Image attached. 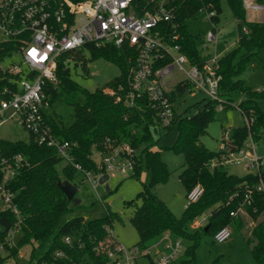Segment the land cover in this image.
I'll list each match as a JSON object with an SVG mask.
<instances>
[{"label": "trees", "instance_id": "obj_1", "mask_svg": "<svg viewBox=\"0 0 264 264\" xmlns=\"http://www.w3.org/2000/svg\"><path fill=\"white\" fill-rule=\"evenodd\" d=\"M227 1L242 27L243 37L238 39L232 51L220 59V96L225 100L223 109L232 106L237 96H242L239 110L243 115L254 119L250 129L247 124L232 128L233 140L238 147H243L250 136L255 142L264 139V112L259 105L264 98V91H256L240 79L245 64L264 48V21H248L242 0ZM209 3L217 11L214 18L216 24L222 13L220 0H187L175 3L176 18L181 25L179 43L182 53L193 64L203 61V38L194 35L190 22L198 19L200 9ZM13 48V44L5 45L3 51L9 53ZM1 49L0 58L3 59L7 54L3 55ZM84 50L89 51L93 58H103L116 64L121 74L107 86L113 89V95L105 92L107 87L90 92L72 79L70 62H59L57 82L47 86L46 100L49 106L59 101L71 104L74 108V121L65 124L58 117L46 115V122L58 140L69 143L73 164L65 162L59 171L58 166L64 160L58 150L39 144L32 134L27 141L0 140V157L11 158L21 154L28 162L10 183V188L15 193V203L23 219L18 231L22 233V237L17 248L9 247L10 231L15 228L17 218L11 211L1 209L0 199V247L7 251L5 257L0 255V263L16 256L19 249L25 245H32L33 264H105L107 257L105 254H97L95 248L103 241L108 248L113 246L105 239L108 236V228L112 227L117 215L110 213L100 219L75 217L62 223L63 217L72 211L74 206L59 188L58 182L67 180L76 185V174L80 171L74 164L80 165L84 170L98 173L96 154L106 153L112 147L129 143L138 153L135 173L131 176L140 180L144 167L151 172L150 183L144 184L137 198L128 202L133 205L138 199L142 200L130 219L140 237L137 245L148 247L170 232L175 239H188L192 242L174 264H197L195 250L201 234H212L214 237L218 231L233 223L239 229L244 227L242 218L233 217L231 213L237 211L246 194L252 190L254 202L253 205L246 206V209L255 220L260 216L263 218L247 235V243L253 244L251 253L254 263L264 264V198L254 189L258 177L253 174L239 176L224 166L210 169L209 163L218 158L220 153L210 151L201 143V137L207 133L208 125L214 120L218 103L208 100L205 104L197 106V113L191 117L175 112L172 124L163 127L147 100L137 99V106L128 102L132 70L137 60L134 49L128 46L116 48L111 44L102 47L87 44L82 51L75 54V61L83 58ZM11 82V77L1 79L0 88ZM188 88L191 89L188 83L178 86L180 92ZM79 96L83 98V102H75V98ZM118 97L120 101H117ZM175 126L178 127V137L172 149L185 157V169L180 180L187 193L196 185H201L204 189L200 200L185 211L182 219H178L153 191L156 184L167 181L170 176L161 151L155 149L160 139H156L154 130L159 132L160 128H165L170 131ZM2 180L0 173V184ZM207 210H211L207 226L198 230V234L191 235L188 229L192 221ZM68 236L73 238L72 245L65 243ZM58 252H62L64 256L58 257Z\"/></svg>", "mask_w": 264, "mask_h": 264}, {"label": "built area", "instance_id": "obj_2", "mask_svg": "<svg viewBox=\"0 0 264 264\" xmlns=\"http://www.w3.org/2000/svg\"><path fill=\"white\" fill-rule=\"evenodd\" d=\"M187 0H0V81L11 77V84L0 88V126L8 121L21 125L42 145L56 148L66 163L73 164L69 153V143L58 140L46 122L49 102L46 88L57 82L60 61L65 63L75 59V54L85 45L96 47L113 45L116 48L128 46L135 50L137 60L132 70L128 102L136 105L137 99L147 100L157 113L160 124L169 127L175 116L173 95L175 90L169 85L176 79V73L185 74L191 89L203 92L208 100L224 108L225 100L220 96V59L217 53L218 31L214 22L217 11L211 3L204 4L200 16L211 21L213 30L203 37V61L193 64L182 53L180 23L175 14V3ZM204 1V0H200ZM245 10L264 13V2L242 0ZM247 32L246 29H244ZM13 44V50L3 51L5 45ZM214 45V53L207 50ZM19 64L4 63L13 57ZM120 101V97L117 98ZM137 106V105H136ZM246 118L250 129L254 119ZM255 141L250 136L243 147H238L232 138V128L222 131L220 155L211 160L210 169L220 166L240 167L246 174L258 177L254 189L264 198V157H259ZM1 154V151H0ZM137 150L129 143L112 147L106 153H98V173L75 168L83 173L96 188L100 179L108 175H133L137 165ZM28 162L21 154L11 158L0 157L1 209L11 211L17 218L10 236L18 233L23 219L15 203V193L10 188L11 181ZM109 180V179H108ZM204 193L201 185H196L187 193L185 211L197 203ZM252 190L246 194L244 202L233 217L248 214L246 206L253 205ZM256 212V210H255ZM208 217L199 216L191 226L197 230L207 226ZM230 226L216 233L214 239L224 243L232 238ZM72 245L73 238H65ZM108 243V242H107ZM108 248L100 242L95 248L99 255L105 254V264H174L184 253L182 239H175L170 232L148 247L135 245L131 249L114 242ZM82 245L80 246V248ZM63 257L62 252L57 253ZM89 264V263H85Z\"/></svg>", "mask_w": 264, "mask_h": 264}, {"label": "rangeland", "instance_id": "obj_3", "mask_svg": "<svg viewBox=\"0 0 264 264\" xmlns=\"http://www.w3.org/2000/svg\"><path fill=\"white\" fill-rule=\"evenodd\" d=\"M220 2L222 13L219 22L215 25L219 34L217 53L220 57H223L236 47L239 33L238 22L228 1L220 0ZM246 17L251 22L264 21L263 12L246 10ZM190 27L194 35L203 38L208 31L213 30L214 25L211 21L199 17L190 22ZM214 51L215 47L212 45L207 53H214ZM19 61L20 59L16 56L6 61L4 66H9L13 62L17 65ZM69 67L72 79L90 92L106 88L121 74V70L116 64L103 58H93L87 50L83 51L82 59L72 60ZM240 79L247 82L256 91H264V48L245 64ZM186 83L185 74L177 72L176 79L170 83L169 88L175 90L173 99L176 112L179 115L191 117L197 113V106L205 104L208 98L203 92L194 89L188 88L180 92L178 86ZM112 90L107 87L105 92L113 95ZM241 100L242 96H237L232 106L222 110L217 109L214 120L207 127V133L201 137V143L204 147L210 151L219 152L223 129L227 127L239 128L246 124V118L238 108ZM76 101L83 102V98L79 96L75 98ZM259 105L264 112V98ZM47 115L58 117L65 124H71L74 121V108L67 102L59 101L49 106ZM154 136L156 139H160L155 149L161 151L162 158L170 170V176L167 181L156 184L153 191L178 219H182L186 213L184 205L187 202V190L180 180V176L185 169V157L172 149L178 137V127L175 126L170 131L165 128H160L159 132L154 130ZM29 138L30 134L16 122L8 121L0 126V140L27 141ZM255 148L258 156L264 157V139L257 141ZM95 158L98 159V154L95 155ZM64 165L65 161L59 164V171L62 170ZM228 170L239 176L244 173L240 167H229ZM150 180L151 172L147 167H144L140 180L131 175L110 176L108 180L110 189L107 190L106 185L101 183H98L95 188L94 184L83 173L78 172L75 178L78 187L76 198L81 202L63 217L62 223H66L75 217L100 219L107 217L110 213H115L117 217L114 219L112 227L108 228V236L105 240L111 243L112 238L114 242L126 249H131L139 243L140 237L130 219L136 208L141 205L142 200L138 199L136 204L133 205L128 204V202L135 200L138 193L143 189V185H148ZM210 213L211 210H207L202 216L208 217ZM241 218L244 227L239 229L235 223L230 225L233 235L227 242H216L212 234L200 235L195 250L197 264H255L251 253L253 244L249 245L247 243V235L262 220L263 216L255 220L249 214H245ZM188 232L191 235H196L200 231L190 225ZM21 237V232L9 236V247L17 248ZM182 241L185 253L192 242L188 239H182ZM35 245L38 246L37 243ZM32 249V245H25L19 249L16 256L4 259L0 264H33L31 262ZM0 255L2 257L7 255V251L2 247H0ZM144 263L146 264V261Z\"/></svg>", "mask_w": 264, "mask_h": 264}, {"label": "water", "instance_id": "obj_4", "mask_svg": "<svg viewBox=\"0 0 264 264\" xmlns=\"http://www.w3.org/2000/svg\"><path fill=\"white\" fill-rule=\"evenodd\" d=\"M238 33H239V39L243 37L242 27L240 24L237 26ZM108 179L109 176L105 175L100 179V183L106 185V189L109 190L110 187L108 185ZM59 188L62 190V192L67 196L68 200L73 203V206L76 207L80 204V200L76 198V195L78 193V187L67 181V180H60L58 182ZM208 229V227H206Z\"/></svg>", "mask_w": 264, "mask_h": 264}, {"label": "crops", "instance_id": "obj_5", "mask_svg": "<svg viewBox=\"0 0 264 264\" xmlns=\"http://www.w3.org/2000/svg\"><path fill=\"white\" fill-rule=\"evenodd\" d=\"M243 171H244L243 175H245V174H246V172H245V170H243ZM243 175H240V176H243Z\"/></svg>", "mask_w": 264, "mask_h": 264}]
</instances>
